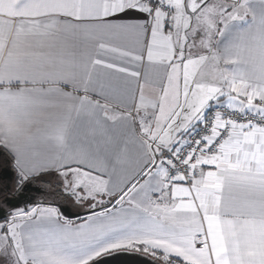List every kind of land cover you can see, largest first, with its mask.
Returning a JSON list of instances; mask_svg holds the SVG:
<instances>
[{"label":"snow or ice","instance_id":"6c2138e0","mask_svg":"<svg viewBox=\"0 0 264 264\" xmlns=\"http://www.w3.org/2000/svg\"><path fill=\"white\" fill-rule=\"evenodd\" d=\"M0 264H264V0H0Z\"/></svg>","mask_w":264,"mask_h":264}]
</instances>
